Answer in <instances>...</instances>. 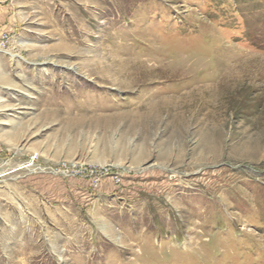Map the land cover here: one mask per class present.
<instances>
[{"label": "rangeland", "instance_id": "obj_1", "mask_svg": "<svg viewBox=\"0 0 264 264\" xmlns=\"http://www.w3.org/2000/svg\"><path fill=\"white\" fill-rule=\"evenodd\" d=\"M1 31L0 264H264V0H2Z\"/></svg>", "mask_w": 264, "mask_h": 264}, {"label": "built area", "instance_id": "obj_2", "mask_svg": "<svg viewBox=\"0 0 264 264\" xmlns=\"http://www.w3.org/2000/svg\"><path fill=\"white\" fill-rule=\"evenodd\" d=\"M10 41L9 34L5 31L0 32V52L5 50V47L7 46L8 42ZM37 159V156L32 157L29 165H32L35 163Z\"/></svg>", "mask_w": 264, "mask_h": 264}, {"label": "crops", "instance_id": "obj_3", "mask_svg": "<svg viewBox=\"0 0 264 264\" xmlns=\"http://www.w3.org/2000/svg\"><path fill=\"white\" fill-rule=\"evenodd\" d=\"M0 2H2V0H0Z\"/></svg>", "mask_w": 264, "mask_h": 264}]
</instances>
